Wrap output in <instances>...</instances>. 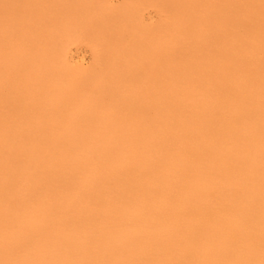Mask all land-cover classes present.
<instances>
[{
  "label": "bare ground",
  "instance_id": "bare-ground-1",
  "mask_svg": "<svg viewBox=\"0 0 264 264\" xmlns=\"http://www.w3.org/2000/svg\"><path fill=\"white\" fill-rule=\"evenodd\" d=\"M55 1L46 0L49 4H42L45 8L39 12L41 15L38 13L36 20L46 15L50 18L49 11L55 13L52 17L55 16L56 20L61 19L58 18ZM155 2L151 0L150 4ZM172 2L176 3L175 0ZM182 2H186L188 7H199H196V12L200 16L191 15V23H186L183 14L187 8L183 9L181 5L184 11H179L181 18L176 19L173 14L176 26L169 25V20L167 26L174 28L164 36L161 32L160 35L156 32L159 37L154 36L153 32L160 28L153 30L151 25L140 23L142 20L136 24L135 15L132 16L134 20L129 19L136 24L133 27L136 31L132 30L134 42L141 40L143 43L149 39L146 48L150 49V58L146 64L151 69L146 71L148 68L144 64L143 71L140 65L146 60L142 58L143 62L139 64L138 60L137 63L142 71L135 69L139 74L146 72L150 78H144L147 81L140 91L136 89L140 85L139 75L134 71L138 76L131 80L139 81V85L131 81L136 85L129 88L132 98H138V93L144 92L139 96L140 103L145 100L148 107L145 109L143 104V110L152 111L153 120L149 121L151 115L147 114V118L142 116L141 104L137 105L138 109L136 106L129 109L139 102L128 104L131 98L129 101L127 98L131 95L125 88L119 89L123 72L120 62L127 64V57L125 60L121 57L129 55L128 46L129 50L132 46L126 44L123 47V40L118 44H109L108 40L114 41L116 35L120 40L118 32L121 29H116V34L112 32L115 36L111 32L108 34L109 52L106 49L102 51L104 55L109 53L108 57L120 60L116 63L118 67H114V61L107 65L111 69L108 72L112 76L110 79L108 74L99 76L98 71L96 80L90 82L91 87L87 85L90 83L85 84L91 89L88 88V93L84 94L87 92L83 91L85 88L81 83L77 84L81 78L75 77L82 72L80 69H77L78 74L72 71L75 75L66 78V70L62 67L65 73L51 67L49 55L52 53L46 51L54 44L58 47L57 42H50L48 47L49 42L41 43L39 50L32 52L26 48L30 45L27 44L29 39L25 40L24 47L22 42H18L22 38L11 37L18 29L23 31L19 27L20 20H16L19 18L18 4L16 0H0V15L12 18L8 23H0V92L5 90L4 86H10L13 89L9 88L10 91H15L16 95L9 92L14 97H22L27 103L25 111L29 110L26 113L33 116L32 123L26 119L29 125H33H27L28 134L33 131L31 136L26 141L20 133L22 140L15 142L12 138L17 136L12 133V127L14 129L18 123L14 126L8 120L6 123L5 114L0 112V264H230V260L232 264H264V58H260L264 49V0H246L240 12L236 0ZM27 4L23 8L22 20L28 26L35 12ZM170 7H175V10L176 4ZM139 8L134 2L129 5V12H136ZM178 9L181 8H177V12ZM100 10H104V6ZM124 12L128 14L127 10ZM112 13H109L108 20H111ZM123 13L119 12V17ZM236 14L244 19V25L250 21L253 23V29L249 25L248 35L244 28H240V23L236 24L239 16L233 19ZM106 15H102L105 20ZM103 17L99 18L103 21ZM49 18L46 17L47 20ZM64 19L58 20L60 24ZM69 19L66 21L70 22ZM108 20H100L99 24L109 25L111 21ZM68 24L71 27L62 29L65 32L64 38L61 36L64 45L80 40L81 33L74 34V24ZM89 24L93 27L98 23ZM46 25L43 27H48ZM112 25L114 29L120 26ZM160 25L164 33L171 30L162 23ZM228 25L232 27L227 28ZM97 27L96 32L103 30V26L98 30ZM236 27L241 32L244 29L245 33H237ZM104 28L109 29L108 26ZM113 28L109 30L113 31ZM225 28L227 33H224ZM46 32L41 30V35L45 34L43 38L50 31ZM101 32L94 38L102 39ZM240 34L246 36L241 38ZM217 35L224 38L220 41L216 38L215 42ZM191 39L192 45L189 44ZM102 40L100 42L103 43ZM94 46L99 54L98 46ZM53 49L51 52L61 53L57 48ZM177 50L185 55L190 53L193 64L185 63L180 69H170L175 63L173 55ZM246 56H252V60L247 57L250 62L247 61ZM136 59H132L133 62H137ZM24 63L28 68L21 72ZM129 67L125 69L127 72L131 70ZM86 74H83V79L91 78L92 74L85 77ZM94 74L93 77L96 76ZM110 74L120 78L115 76L118 80L115 82ZM123 74L126 75H122L123 80L124 77L127 80L129 74ZM140 77L143 79L142 74ZM108 80L119 82L115 87L121 93L123 89L126 91L123 93L128 97L125 99L123 95V99L126 103L128 101L125 105L129 107L124 108L125 102L120 100L122 105H113L119 98L112 102L109 100L110 88L115 90V83L110 85ZM78 86H82V91ZM5 94H0V98ZM122 94L118 96L122 98ZM4 97L0 100L8 106L10 98L12 102L17 99L14 100L12 95L9 100ZM2 106L5 107L4 104ZM19 140L22 144L18 145ZM20 156H25L23 162Z\"/></svg>",
  "mask_w": 264,
  "mask_h": 264
},
{
  "label": "rangeland",
  "instance_id": "rangeland-1",
  "mask_svg": "<svg viewBox=\"0 0 264 264\" xmlns=\"http://www.w3.org/2000/svg\"><path fill=\"white\" fill-rule=\"evenodd\" d=\"M22 1V2H21ZM26 1V2H25ZM59 0H57V1H55V5L54 6H56V8L58 9V12L56 11L57 9L55 8L54 10L60 15V17H58V18H61V19H58V20H62V19H64L65 21L67 20L68 21V19H69V21L70 22H67L66 21V23H64V22H61V24H60V22L58 21V20H56L55 18V16H53L52 17V14H55L53 11V13H51L50 11H49V13L51 14V17L49 18V16L50 15H46V16H43L41 19H39V21L38 20H36L37 19V16H38V18H39V14L41 13V11L45 8V7H43L42 6V4L44 3V2H46V0L45 1H42V0H30V1H28L27 2V0H16V3L18 4V6H17V10L19 11H17V14H18V17L19 18H16V20H18L19 21V23L21 24V25H19V27L21 28V29H23V31H20V29H18V31L16 32V33H12L11 34V37L13 36H18L19 38H22L23 39V41H22V39H20L18 42H22L23 43V46L25 47V40H27V39H29V40H27V42L28 41H30V43L28 42L27 44H30V45H27V47L26 48H28V49H30L32 52L34 51V52H37L38 50H39V46H42L41 45V43H47V42H49V44L47 45V47L48 46H50L51 44H54V43H58V47H57V45H52L53 47H54V49L55 48H57V52L58 53H64V56L62 55V56H60V54H57L55 51V54H54V52L52 51L51 52V50L53 49V47L51 48H49L48 47V50L50 49V51H46V52H49V53H52V54H50L49 55V59H52V60H50V61H52L51 63H50V65H51V67H55L54 69L55 70H60L61 69V71H62V73H65V71H63L62 70V68L64 69V70H66V73L67 74H64V77H66V78H71V76H74L75 74H78L77 73V69H80V71H82L79 75H75V77L77 78V77H79V78H77V79H80V80H78L79 82H77V84L78 85H80L79 83H81V85L83 86V88H85V89H83L82 88V86L80 87V86H78V87H80V88H78L79 90H81L82 91V89H83V91L85 92V90L87 91L88 90V88L89 87H87V85L89 86L90 85V87H91V80H93V82H94V80H96V78L98 77L97 75H98V73L100 72V75L99 76H101V75H103V74H101V73H104V74H108V72L109 71H111V69L110 68H108L109 66H107L110 62L112 63V61H114L115 62V64L118 62L119 63V61H116V60H114L112 57L110 58V57H108V55L110 56V54L108 53V55L107 54H103V49L105 50H108V52H109V45L107 44V39H108V34H110V32H111V34H112V32L113 33H115V31H116V29L117 30H120L121 29V31H119L118 33H120V36L123 38L124 37V39H122L121 37H120V40H119V35L117 36H115L114 34H112V35H114L116 38H113V40L114 41H112V39H111V37H110V39L111 40H108L109 42V44H112V43H110V42H113V44H114V42H115V44H118L119 43V41H121V40H123L121 43H124V44H122V46L123 47H125L126 46V44H127V46L130 44L131 46H132V48H131V50H129V46H128V51H127V53L129 54V55H123L121 58L122 59H124L125 60V58L127 59L126 60V62H127V64H128V66H131V67H129V69H131V70H128L129 72H127V70H125V69H127V67L128 66H126V68H125V65H127V64H125V65H123L122 64V61L120 62V66L119 67H122V69H120L121 71H123L124 73H127V74H129V75H127V77L129 78H127V80L125 79V77H124V80L125 81H130V83H128V82H126V84H125V81L123 80V77H122V75L124 76L125 74H123V72L121 73V78H122V80L121 79H119L120 77L118 76V75H120V73H117L118 75V77L116 76V74H110V75H113V80H115V82L116 81H118V80H116V78L117 79H119V82H120V87H119V89L121 90L122 88H125V90L126 91H130V93H128L127 92V94H129V95H131L132 93H131V90L129 89L130 88V86H135L136 84H138V82L140 83V85L138 86V88L136 87V89H140V87H143L144 88V86H142V85H144L145 83H144V81H145V79L144 78H147L148 79V77H149V75L145 72V74L143 73V72H140L141 74H142V76H143V79H142V77H140V75L141 74H139V72H137L138 70H140V68H142L143 69V71H144V66L146 65V67H147V64L146 63H148L147 61H148V58H150V56L148 57V55H149V51H150V49L149 48H146V43L149 41V39H146L147 41L144 43H141V40H139V42H134L135 40H133V32H132V30H134V26L137 24V22L139 23L141 20V22L140 23H144L143 25H151V27H152V29L153 30H156V29H159V30H157V31H154L155 32V34H154V32H153V35L154 36H156V37H159V36H157V35H160V32H161V35L163 34V36L164 35H166V33H168V32H171L172 30H173V28H171V26H173L172 24H174V26H176V23L175 22H177V17L179 18L180 17V15H179V11H183L182 10V7L184 6V8L183 9H185V8H187V9H185V12H184V19H185V21H186V23H191L190 21H192V20H190V18H192L193 19V17H189V16H193V15H199L196 11L198 10L197 8H199V7H195V6H193V7H188V5L186 4V2H182L181 1V5H182V7H180L181 5H178L179 4V2H180V0H175V2L176 3H174V2H172V3H174V4H176V9L175 10H173V8H175V7H173L174 6V4L173 5H171L172 3H171V1H174V0H156V2L155 3H151L150 4V1L151 0H136V1H132V0H97V1H92V0H60V2L59 3H57ZM67 1V2H66ZM90 1V3H88ZM100 1V2H99ZM144 1H146L147 3H149V5H147V3H145ZM30 2V3H29ZM33 2H34V4H33ZM35 2H36V4H35ZM40 2V3H39ZM48 2V1H47ZM44 3V4H49V3ZM62 2V3H61ZM102 2H104V3H102ZM137 3V5L140 7L139 9H138V11H136V12H129L130 10H129V5L130 4H133V3ZM142 2H144V3H142ZM159 4H158V3ZM164 3V5H165V7H164V5H163V3ZM237 2V3H236ZM236 4H238L237 6H238V8H240V10H238V12H240L241 10H243V7H244V5H245V2H246V0H236ZM22 3V4H21ZM27 3H29V4H27V7H28V5H30V7H29V9L30 8H33V13H34V15H35V17H34V15L33 16H31V20H29V24L30 25H26V23L24 24L23 23V20H22V15H24L25 14V12L23 11V8L24 7H26V4ZM92 3V4H91ZM97 3V4H96ZM160 3H161V6H160ZM166 3H170L169 4V6H168V4H166ZM183 3L185 4V5H183ZM187 3H188V0H187ZM21 4V6H19ZM24 4V6L22 7V5ZM57 4H58V6H57ZM108 4V6L107 7H105L106 5ZM141 4V5H140ZM147 6H146V5ZM154 4H156V5H154ZM34 5V6H33ZM45 5V6H46ZM52 5V4H51ZM98 5V6H97ZM101 5V6H100ZM135 5V4H134ZM153 7V5H154V7L152 8L151 6ZM32 6V7H31ZM92 6H94V8H92ZM102 6H104V10H100L101 8H102ZM126 6V7H125ZM142 6H144L143 8H142ZM150 6V7H149ZM158 6H160V7H158ZM166 6H167V8H166ZM170 6H172L173 8L171 9V7ZM42 7V8H41ZM91 7V8H90ZM98 7V8H97ZM114 7H116V10L117 11H115L114 9ZM20 8V9H19ZM66 8V9H65ZM87 8V9H86ZM100 8V9H99ZM126 8V9H125ZM163 8H165L166 10H162ZM177 8H181V9H178V12H177ZM189 8V9H188ZM190 8L192 9H194V11H193V9L192 10H190ZM60 9V10H59ZM73 9V10H72ZM112 9V10H111ZM25 10V9H24ZM37 12H36V11ZM93 10V11H92ZM100 10V11H99ZM114 10V11H113ZM125 10H127V13L128 14H126L129 18H126L125 16V14L124 13H126V12H124ZM162 10V11H161ZM173 10V11H172ZM189 10V11H191L192 12V14H191V12L189 13V11L187 12V11ZM236 10V11H237ZM30 11V10H29ZM31 11H32V9H31ZM90 11V12H89ZM142 11V12H141ZM177 13H176V12ZM40 12V13H39ZM70 12V13H69ZM94 12V13H93ZM105 12V13H104ZM115 13V14H117L116 16H115V14L113 15V13ZM119 12L120 13H123L124 15H122V14H120L122 17H119ZM171 14L170 16H169V13ZM187 12V13H186ZM23 13V14H22ZM32 12H31V15L33 14ZM39 13V14H38ZM44 13V12H43ZM57 13H56V15H57ZM104 13V14H103ZM108 13V14H107ZM109 13H112V17L114 18V20H113V18L112 17H110L109 19H111V20H108V17L110 16L109 15ZM130 13V14H129ZM185 13H186V15H188V17L185 15ZM89 14V15H88ZM94 14V15H93ZM106 15L107 16V20L110 22V23H112V24H114V26H117L118 24H120V26L118 27H115V29L113 28V25L111 24L110 25V23L109 22H107V23H109V25L107 24V25H100L101 24V22H100V20L102 21V18L100 19L99 17H103L102 15ZM133 14V15H132ZM168 14V15H167ZM173 14H175L176 15V19H174L175 17H173V16H175V15H173ZM41 15V14H40ZM64 15V16H63ZM76 15H77V17H76ZM93 15V16H92ZM109 15V16H108ZM136 17H135V16ZM69 16V17H68ZM135 17V18H133V17ZM140 16V17H139ZM167 16V18H165ZM200 16V15H199ZM239 16V14H236V15H234V17H233V19L234 18H237ZM1 17H2V19H1ZM45 17V18H44ZM46 17H48L49 19L47 20L46 19ZM125 17V18H124ZM173 19H172V18ZM186 17L188 18L187 20H186ZM239 17H241V16H239ZM237 18V20L238 21H241L243 18L241 17V18ZM6 18V19H5ZM21 18V19H20ZM77 18V21L75 20V19ZM96 18V19H95ZM104 19H103V21L102 22H106L107 20H105V16L103 17ZM169 18V19H168ZM181 18V17H180ZM12 18H10L9 19V17H6L5 15H0V23H3V24H5V23H8L7 21L9 20H11ZM72 19L74 20V21H76L77 23H75L74 21H72ZM93 19V20H92ZM99 21H98V20ZM124 19V20H123ZM136 20V24H135V21H133L134 22V25L132 24L133 22L132 21H130V20ZM151 19H153V20H151ZM240 19V20H239ZM51 20V21H50ZM56 20V21H55ZM80 20H83V21H80ZM88 20V21H87ZM113 20V21H112ZM138 20V21H137ZM170 20V21H169ZM172 20H175V21H173L172 22ZM190 20V21H189ZM244 20V19H243ZM241 21V22H236L235 20H233V22H236V24L237 23H240L239 25H240V28L242 29V28H244L245 29V31H246V35H248L249 33H248V28H251L252 27V29L254 28V26L252 25L253 23L250 21L248 24H246V25H248V26H246V25H244V23H242V22H244V21ZM22 21V22H21ZM34 23H33V22ZM50 21V22H49ZM86 21V22H85ZM90 21V22H89ZM126 21H128L127 23H126ZM129 21L130 22H132L131 23V25L129 24ZM168 21H169V23H168ZM178 21H179V19H178ZM188 21V22H187ZM30 22H32L33 23V25H34V27H33V25L30 23ZM36 22V23H35ZM82 22H83V24H82ZM99 22H100V24H99ZM165 22V23H164ZM167 22V23H166ZM172 22V23H171ZM233 22H231V23H233ZM39 23V24H38ZM40 23L42 24V26L41 27H38L39 25H40ZM47 25H46V24ZM49 23H51L50 25H48ZM68 23H73L74 24V29H73V32H74V34L76 33V34H80L79 35V39L81 40H78V41H73L72 43H69L70 45H64V43H63V39L61 38V36L64 38V36H65V32H63V30L64 29H66V27H71V25L69 26V24ZM89 23H91L92 25H95L96 23H98V24H96V25H99V27H97L96 25V27H97V30H98V28L99 29H101V27L103 28V30H102V32H101V30L98 32V33H102V34H104V35H107L106 37L103 35L102 36V34H100L101 35V37H102V39L105 37V39L106 40H102L101 38H99L98 40L96 39V38H94L95 36L96 37H99V36H97V35H99L97 32H96V27L95 26H93V27H95V28H93L92 26H88L87 24H89ZM117 25H116V24ZM124 23V24H123ZM162 23V25L164 24L166 27V29L167 28H171V30L170 31H167V32H163L164 31V28H163V26H162V28H161V24ZM241 23H242V25H244V26H242L241 25ZM252 23V24H251ZM78 26H77V25ZM91 24H89V25H91ZM128 24V25H127ZM171 25V26H167V25ZM25 25H26V27H25ZM32 25V26H31ZM48 26V27H43V26ZM51 25L53 26V27H56V28H53V27H51ZM153 25H155V26H153ZM159 25V26H158ZM230 25H232V24H230ZM233 25H234V23H233ZM251 27H250V26ZM63 26V27H62ZM77 26V27H76ZM81 26V27H80ZM104 26L106 27V26H108V28L111 30L112 28L114 29L113 31H110L109 29H107V28H104ZM127 26H132V27H130L131 29H129V27H127ZM236 26V25H235ZM234 26V27H235ZM24 27V28H23ZM32 29H34V28H36V30H37V33L36 34H38V36H40V37H36L37 35L35 34V32H36V30L34 31V32H32L31 33V31L30 30H32ZM92 27V28H91ZM111 27V28H110ZM122 27V28H121ZM154 27H157V28H154ZM230 27H232V26H230ZM229 27V25H228V27L227 28H230ZM233 27V28H234ZM40 28H42V29H40ZM46 28V29H45ZM60 30H59V29ZM67 28V29H68ZM227 28H225V30H226V32H224V31H222V32H224V33H227ZM232 28V30H235V31H237V33H242L243 31H244V29H243V31L241 32V30H239L240 28H235V29H233ZM24 29H26V30H24ZM63 29V30H62ZM79 29V30H78ZM106 29H107V31L109 30V32H107L106 31ZM125 29H127V35L125 34L124 36H123V34L125 33ZM247 29V30H246ZM252 29H249L250 31L252 30ZM38 30H40V31H38ZM41 30H42V32L43 33H45L46 31L47 32H49L48 34H47V32H46V34L49 36V39H47V35L45 36V38H43V35H45V34H43V35H41ZM49 30V31H48ZM53 30V31H52ZM85 30V31H84ZM94 30V31H93ZM161 30H163V31H161ZM168 30V29H167ZM232 30L231 31H228V32H232ZM60 31V32H59ZM66 31V30H65ZM104 31H106V32H104ZM134 31H136V30H134ZM233 32V33H235L236 35H238L236 32ZM245 31L242 33V34H244L245 33ZM254 31V30H253ZM20 32V33H19ZM29 32L31 33V34H29ZM52 32H53V34H52ZM55 32H56V36H53V35H55ZM64 34H63V33ZM104 32V33H103ZM131 34H130V33ZM156 32H159V34H157L156 35ZM19 35H18V34ZM61 33V34H60ZM90 33V34H89ZM129 33V34H128ZM248 33V34H247ZM1 34H2V32H0V36H1ZM17 34V35H16ZM26 38H24L22 35ZM60 34V35H59ZM92 34V35H91ZM116 34V33H115ZM122 34V35H121ZM242 34H240L241 36V38L242 37H245L246 35H242ZM8 35V34H7ZM28 35V36H27ZM31 35V36H30ZM89 35H90V37H89ZM21 36V37H20ZM60 36V37H59ZM83 36V37H82ZM109 36H111V35H109ZM127 36V37H126ZM239 36V35H238ZM126 37V38H125ZM160 37H162V36H160ZM248 37V36H247ZM31 38H34V40H32V41H34L33 43H32V41H31ZM216 38H217V40L218 41H220V40H222L223 38H224V36L222 37V35H217V36H215V42H217L216 41ZM45 39V40H44ZM94 39H96L95 41H94ZM132 39V40H131ZM247 39V38H246ZM38 40V41H37ZM44 40V41H43ZM93 40V41H92ZM103 41V43L106 45V48H103V43L102 42H100V41ZM129 40V41H128ZM144 40V39H143ZM142 40V41H143ZM52 41H54V42H52ZM191 41V43L189 42V44L190 45H192V39L190 40ZM35 42H37V43H35ZM50 42H51V44H50ZM91 42H93V43H91ZM129 42V43H128ZM131 42V43H130ZM134 42V43H133ZM8 43V42H7ZM32 43V44H31ZM56 43V44H57ZM102 43V44H101ZM135 43H138L137 45H135ZM139 43H140V45H139ZM19 44V43H18ZM21 44V43H20ZM99 44L101 45V46H99ZM134 44V45H133ZM61 45H63L64 47H60ZM94 45H96V46H98L97 48L100 50V52H99V54H98V52L94 49ZM195 45H196V43H195ZM29 46V47H28ZM111 46V45H110ZM137 46V47H136ZM143 46H145V47H143ZM47 47H46V49H47ZM59 47L61 48V50H59ZM105 47V46H104ZM133 47H134V49L136 48V50L134 51V49H133ZM141 49H143V50H147V51H143V50H141ZM64 48V49H63ZM67 48V49H66ZM137 48H139V49H137ZM145 48V49H144ZM198 48V47H197ZM204 49H205V47H203ZM33 49V50H32ZM53 49V50H54ZM64 50V52H63V50ZM127 49V48H126ZM195 49V48H194ZM201 49H202V47H201ZM56 50V49H55ZM139 50V51H138ZM141 50V51H140ZM149 50V51H148ZM180 50V49H179ZM192 50V49H191ZM134 53V55H133V53ZM141 52V53H140ZM262 52H264V49H262ZM262 52H260V55H261V57H260V55L258 56V57H260V58H264L262 55H264V53H262ZM104 53H107V52H105L104 51ZM145 53V54H144ZM148 53V54H147ZM133 55L134 57L133 58H131L130 57V55ZM188 54V53H187ZM185 55V54H181V52H179L178 50L175 52V54L173 55V57H175L174 59H175V63H173L171 66H170V69H175V67H178V69H180V67L182 66H184V64L185 65H192L193 64V60H190V57H189V54L188 55ZM56 55V56H55ZM59 55V56H58ZM140 55V56H139ZM54 56V57H53ZM125 56V57H124ZM136 56V57H135ZM138 56V57H137ZM55 57H57L56 58V60H53ZM62 57H64V58H62ZM124 57V58H123ZM247 57H249L250 58V60H252V56H246V59H247ZM95 58H96V60H95ZM103 58V59H102ZM106 58V59H105ZM109 58H110V60H109ZM120 58V59H121ZM137 58V59H136ZM138 58H140V59H138ZM141 58H142V60H146V62L145 63H143V64H141L140 66H142V67H140L139 66V64L140 63H142L143 61L141 60ZM176 58H177V60H176ZM249 58L247 59V61H249L250 62V60H249ZM62 59V60H61ZM68 59V60H67ZM121 59V60H122ZM137 60V62L135 63V62H133V60ZM243 59V61H244V59H245V57L244 58H242ZM60 61V63H59V61ZM63 60H66V61H63ZM100 60V61H99ZM106 61L107 62V64H105L104 63V61ZM109 62H108V61ZM138 60H139V64H137L138 63ZM150 60V59H149ZM188 60V61H187ZM56 61V62H55ZM57 61H58V66H60V67H58L56 64H57ZM63 61V62H62ZM141 61V62H140ZM165 61V60H164ZM163 61V62H164ZM186 61V62H185ZM125 61H123V63H124ZM133 64H132V63ZM150 62V61H149ZM184 62V63H183ZM249 62H247V63H249ZM55 63V64H54ZM98 63V64H97ZM165 63V62H164ZM188 63V64H187ZM245 63H246V61H245ZM246 63V64H247ZM101 66H100V65ZM135 64H137V66L135 65ZM145 64V65H144ZM149 64V63H148ZM163 64V63H162ZM64 65V66H63ZM110 65V64H109ZM119 65V64H118ZM118 65L116 64V65H114V67H118ZM56 66H57V68H56ZM67 66V67H66ZM103 66H104V68L105 67H107L106 69H104L103 68ZM136 66V67H135ZM163 66V65H162ZM168 66V65H167ZM22 67H24L25 69H23ZM62 67V68H61ZM77 67V68H76ZM94 67V68H93ZM110 67H113L112 65L110 66ZM135 69H137V68H139L137 71H136V69L134 70L133 68ZM145 67V68H146ZM150 67H151V65H150ZM26 68H28V65H27V63H24L23 64V66H21V72H25L27 69ZM74 68V69H73ZM101 68V69H100ZM148 69H146V71H148L149 69H151V68H149V65H148V67H147ZM162 68V67H161ZM167 68H169V67H167ZM20 69V68H19ZM53 69V70H54ZM116 69V68H115ZM142 69L140 70V71H142ZM22 70H24V71H22ZM95 70H97V73H95L96 71ZM75 73H73V72ZM85 71V72H84ZM92 71H93V73H92ZM95 71V72H94ZM99 71V72H98ZM102 71H105V72H102ZM120 71V72H121ZM134 71L135 72H137V74L139 75H136V73H134ZM163 71V70H162ZM131 72V73H130ZM86 73H89V74H86ZM95 73V74H94ZM110 73H112V72H110ZM132 73H133V75H132ZM149 73V72H148ZM69 74V76L67 77V75ZM86 74V76L85 77H87V75H90V74H94V75H96V76H92L91 75V78L89 77V80H87L88 79V77H87V79L85 78V79H83L84 78V75ZM130 75H131V78H130ZM145 75V76H144ZM107 76H109V74L107 75ZM106 76V77H107ZM116 76V78H114ZM126 76V75H125ZM137 76H138V80L139 81H137V80H131L132 78H137ZM148 76V77H147ZM93 77V78H92ZM110 77H112V76H109V78L108 79H110ZM140 78V79H139ZM150 78V77H149ZM82 79H83V81H82ZM112 79V78H111ZM87 80V81H86ZM82 81V82H81ZM109 82H111V83H109L110 85H113V82H112V80L110 81V80H108ZM124 81V82H123ZM131 81L132 82H135L133 85L131 84ZM137 81V82H136ZM147 81V80H146ZM145 81V82H146ZM114 82V83H115ZM118 82V83H119ZM141 82H143L142 84H141ZM87 83H90V84H87ZM108 83V82H107ZM117 83V84H118ZM121 83H123V84H121ZM85 84H87V85H85V87H84V85ZM116 83L114 84V88H115V90L113 89V87H109L110 88V90H112V92H110L111 94H113L116 90H118V88H116L117 85ZM127 84H129V86H127ZM131 84V85H130ZM108 85V84H107ZM110 85H108V86H110ZM123 85V86H122ZM116 86V87H115ZM119 86V85H118ZM125 86V87H124ZM4 88H5V90L4 89H2L3 91L2 92H0V94L2 95L3 93L5 94L6 92H7V94H5V95H3V97L4 98H6V99H8L9 100V96L11 97V95H12V97L14 98V100H15V102H16V104L18 103V105L16 106V104H15V102H12L11 100H13L12 98H10L11 100L8 102L9 103V106L8 105H6V103L5 102H2L1 100H3V99H1V98H3L2 96H1V106H0V112H3L2 114L4 115L5 114V116H6V119H4L5 118V116L3 117V119H4V121L6 122V120H8L9 121V124H11V125H13L14 126V124L15 123H18V125L16 124L15 126H14V129H13V127H12V133H14L15 134V136H17L16 138H12V136L14 137V134H12V133H10V134H12V136H10V138H12V140H15V142H16V140L17 139H20V140H22V138L19 136V134L21 133L23 136H25L24 138L26 139V141L28 140V136L30 135L31 136V134L33 133V131H30V134H28L29 132H28V127L29 126H32L33 127V125H29L30 123H32L31 122V119H32V117H31V114L30 113H26L27 111L29 112V110H27V111H25L26 109H25V107L27 106V103L25 102V100L22 98V97H20L18 94V97H14L16 94H15V91L14 92H12L13 91V89H11L10 88V86H8V87H6V86H4ZM12 90V91H10V89ZM92 88H93V85H92ZM91 88H89V90H90ZM8 90V91H7ZM88 90V91H89ZM114 90V91H113ZM120 90H118V93L119 94H122L123 92L125 93L126 91H124V89L122 90V93L120 92ZM1 91V90H0ZM12 92L13 94H15L14 96H13V94H11L10 92ZM88 91L87 92H85L84 94H87L88 93ZM140 91H141V89H140ZM10 93V94H9ZM81 94H83V92H80ZM110 93L108 94V98H109V100L111 101H116L118 98V100L116 101L117 103H115V102H113V105H120V103L121 102H119V100L120 101H123V103H124V105H122L123 103H121V105L122 106H124V108H126V107H129V105L127 106V105H125V104H127L128 103V101H129V98H131V100L129 101L130 103H128V104H130V105H132L131 103H133L134 104V101H136L135 103H138V104H134V105H132V106H130V107H132V108H129V109H134L133 108V106H136V108L138 109V106L137 105H139V104H141L140 103V101H141V97H139V96H141V94H144V92L143 93H141L140 95H139V93H138V98L136 97H133L132 98V95L130 96V97H126V95L123 93L122 94V98L121 97H119L118 95L119 94H117L116 95V93H117V91L114 93V95H111L110 97H109V95H110ZM123 95H125V99L127 98V103H126V101H125V99H123L124 97H123ZM7 96H8V98H7ZM112 96H114V97H112ZM121 96V95H120ZM116 97V98H115ZM146 97H147V95H146ZM107 98V99H108ZM112 98V99H111ZM115 98V100H113ZM135 99V100H134ZM139 99V100H138ZM143 99H146V98H144V96H143ZM148 99V98H147ZM146 99V100H147ZM5 100V99H4ZM18 100V101H17ZM23 100V101H22ZM108 100V101H109ZM5 101H7V100H5ZM109 101V102H110ZM111 101V102H112ZM131 101H133V102H131ZM148 101V100H147ZM10 102H12V104L10 103ZM142 102V101H141ZM144 103V105H145V103H147V102H145V100L143 101ZM7 103V104H8ZM15 105H14V104ZM22 103V104H21ZM115 103V104H114ZM4 104V106L5 107H3L2 105ZM26 104V105H25ZM143 104H141V106H140V108H142V109H140V111L142 112V116H144L145 118H147V114L150 116H148L149 117V121H152L153 119H152V117H153V113H152V111H149V110H143V108H144V105ZM22 105V106H21ZM24 105H25V107H24ZM8 106V107H7ZM13 106H15V107H13ZM126 106V107H125ZM148 107V105L146 104L145 105V109H147V107ZM1 107H3V108H1ZM17 107V108H16ZM6 108V109H5ZM13 108V109H12ZM19 108H21V109H19ZM9 109V110H8ZM4 110V111H3ZM21 110V111H20ZM9 115H8V114ZM17 113H19L20 114V116L22 117H20L21 118V120H20V118L18 117V116H16V115H18ZM26 113V114H25ZM8 115V116H7ZM26 115V116H25ZM27 115H28V118H27ZM14 117V118H13ZM29 117H31V118H29ZM253 117V116H252ZM9 118L11 119L12 118V120H14V121H12V120H9ZM24 119V120H23ZM26 119H29L30 120V123L29 122H26ZM152 119V120H151ZM253 119V118H252ZM23 120V121H22ZM8 121L6 122V123H8ZM11 122V123H10ZM255 122L253 121V124H254ZM19 124H20V126H19ZM22 124H24V125H22ZM27 125H29V126H27ZM22 128V131L21 132H19V128ZM17 131H16V130ZM27 129V130H26ZM33 129V128H32ZM30 130H31V127H30ZM10 131V130H9ZM26 132V133H25ZM24 133V134H23ZM20 138H19V137ZM27 136V137H26ZM20 140H19V143H18V145L19 144H22V143H20ZM23 141H24V139H23ZM18 142V141H17ZM21 157V156H20ZM19 157V158H20ZM24 158H20V160L23 162V159H25V156H23ZM25 162V161H24ZM0 166H1V163H0ZM236 186V185H235ZM237 187V186H236ZM236 187H234L233 186V188H235L236 189ZM230 264H232V261L230 260V261H228Z\"/></svg>",
  "mask_w": 264,
  "mask_h": 264
}]
</instances>
